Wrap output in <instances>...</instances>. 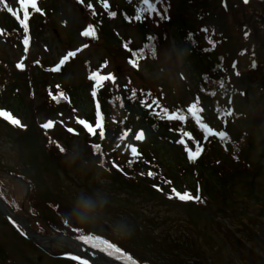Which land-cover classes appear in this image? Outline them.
Here are the masks:
<instances>
[{
	"label": "rangeland",
	"instance_id": "rangeland-1",
	"mask_svg": "<svg viewBox=\"0 0 264 264\" xmlns=\"http://www.w3.org/2000/svg\"><path fill=\"white\" fill-rule=\"evenodd\" d=\"M185 1L186 3L183 0H169V2L148 0L151 5L157 4L158 9H161L163 2L168 8L169 19H172L174 14L187 16L189 5L188 1ZM251 1V5L264 6V0ZM255 1L257 2L255 3ZM8 2L13 11L17 12L18 16L24 20L20 0H8ZM99 3L105 8L103 0H99ZM107 4L108 8L105 9L108 12H116V16L108 20L109 28L113 32L111 45L105 41L102 34L100 36L102 26L94 28L96 33L94 39L82 35L89 24L97 26L99 22L95 16L93 19L89 17L88 12L83 9L81 0H37L40 12L29 7L27 21L36 37L29 46H27L28 43H24L25 39L18 42L13 41L10 35H5L4 38L3 35L0 36V59L9 60L10 65L8 66L12 68L11 70L15 69V65H13L15 63L19 67L22 65L21 70L25 68L26 73L30 72L26 78L33 79V88L32 90L28 89L26 100L34 105L36 103L35 106L40 108L38 117L41 122L49 118L55 119L54 117L57 116H47L50 108L44 107V103L47 104L50 101L49 98L54 96V81L58 84L62 82L67 87L83 88L82 90L86 94L89 88L86 81L87 61L90 63L91 71L102 76L111 75L122 84H127L129 81L133 87H145L156 93H162L165 101L174 107H177L178 103L187 105L196 101L195 97L200 96L201 92L207 89V86L204 88L199 86V75L195 73L193 61L187 57L186 53L177 49L171 38L164 36V34H175L165 27L166 22H163L160 17L162 11L160 14L156 12L153 15L152 22L145 20L147 17L144 16L139 19L140 22L131 23L120 10L122 7L119 0H107ZM214 6L216 8L214 13L217 16L210 17L209 20L214 24H225L223 30L219 31L228 40L224 50L229 52L231 58L236 56L235 63L240 60L239 69L242 76H237L236 80L243 86L241 89L245 91L246 95L245 97L238 95V98L244 100L241 113L243 117L246 116L244 119L246 125L243 126V130L247 138L253 140L254 147L257 144L261 146V150H254V148L247 150V142H241L243 151L245 150L244 157L248 161V163H244V166L250 171L255 170V172L244 175L236 183L228 184L223 189L224 195L218 197L216 194L215 198L210 199L207 197L203 207L194 209L169 202L162 195V197L156 194L150 196L149 192L139 193L126 189L97 171L87 172L86 164L79 161L62 166L61 169L52 170L43 157L36 156L31 159L30 153H23L18 147L24 149L25 152H31L32 150L24 146L28 143L26 141L23 143L21 139L15 143L12 141L13 134L22 131L10 130L2 122H0V166L6 171H9L8 168L14 167V158L12 157L14 152H18L20 158L22 153L25 160L22 166L16 167L17 171L27 172V168L30 167L29 161L35 162L38 173L35 174L32 170H28V173L38 182L41 181L43 193L47 194L48 189V196L51 195V199L62 203L65 210L61 214L63 218H65L72 199L77 194L95 195L99 192L106 196L108 203L103 210L102 223L86 228L109 240L116 241L148 263L264 264V72H262L264 69V55L262 57L264 41L260 40L263 49L258 55L259 71L256 72L248 64L250 54L246 58L241 56V52L237 50L238 47L246 45L249 50L254 43L253 36L247 40L242 37V28L246 23L242 21L240 10H234L233 1L229 2V12H225L219 2H215ZM256 11L263 13V8L260 7ZM51 12L50 18L55 22L62 18L66 19L67 27L40 28L43 24L42 21L49 19ZM263 16L264 13L260 15V19ZM31 17L34 19L33 22L29 21ZM197 18L203 26L208 27L202 18L198 16ZM146 27L155 31L158 37H163L158 45V55L153 56L150 52L139 55L135 59L136 66H133L127 56L130 51L142 44V32ZM227 28H229L228 34L225 33ZM195 35L198 37L196 32ZM261 38L264 40V35ZM82 45H88V47L84 48L83 53L77 56L78 58L76 57L77 59L68 65L60 76L50 73L46 76L42 75L41 67L37 65L38 62H44V66L47 68L54 67L60 56L69 52H77L83 47ZM231 58L227 56L228 64L231 62ZM42 68L44 69V67ZM228 72L233 74L232 71L230 72V67ZM122 89H126V86H123ZM22 91L24 93L26 88H23ZM85 94L78 93V99L81 98V100L79 99L80 109L85 112L80 111V113L87 117L90 104ZM23 106L27 109L26 103H23ZM64 108L72 116L69 118H74L72 108L71 110ZM22 122V127L28 126L30 118H24ZM55 123L49 132L57 136L64 135L59 130L61 125L58 122ZM75 127H77L76 122ZM77 128L73 132L76 138L74 137L72 141L70 139L69 147H66L65 140L61 138H59L60 141L58 140L66 147L67 154L73 160L75 157L77 159L83 157L88 147L84 133ZM18 137L20 138V136ZM39 138L41 144L46 140L42 135ZM248 164L251 166L249 167ZM0 176L9 182L7 184L9 196L13 195V198L20 201L26 193V183L17 177L14 179L5 172H0ZM188 182L189 180H187ZM187 183L186 187L191 188V185ZM201 184L203 186L202 182ZM117 221L125 222L132 229L133 234L130 238L116 239L113 236L111 229ZM34 245L31 240L26 241L19 233L17 234L8 224L6 216L0 214V264H67L46 256L39 246ZM42 246L46 249H59L52 246V243ZM4 253L7 255L6 258ZM142 262L141 260L140 263Z\"/></svg>",
	"mask_w": 264,
	"mask_h": 264
},
{
	"label": "trees",
	"instance_id": "trees-1",
	"mask_svg": "<svg viewBox=\"0 0 264 264\" xmlns=\"http://www.w3.org/2000/svg\"><path fill=\"white\" fill-rule=\"evenodd\" d=\"M89 2H92V0H86V4ZM192 3L194 4L196 10L201 9L206 12L210 11L208 9V0H192ZM2 6L3 2H0V12L2 11L1 19L2 17L4 18L3 24H0V27L6 31L16 30L18 33L22 34V27L20 23L12 16H7L2 10ZM98 15L102 16L99 13ZM42 23L43 28L52 25V27H56L55 25L57 24L52 18L49 20L44 19ZM173 23H175L178 28V36L180 38H184L188 31V23L179 18L174 20ZM102 35L105 41L111 45L110 41L113 32L109 28L106 18H104L102 26ZM255 37L258 39L259 35H255ZM112 45L114 44L112 43ZM190 50L192 51V56L201 65L205 66V70H207L205 74L218 77L220 72L217 68H215L218 63L217 52L205 54L201 49L195 50L192 47H190ZM16 73L14 75V73L12 74V71H9L8 73L4 72L1 76L0 105H3V108L11 109L14 113L22 114L25 118H27L29 112L24 108L19 93V82L23 81L27 84V80L25 81L26 74ZM1 74L2 72L0 75ZM9 89L11 94L7 95ZM15 91L17 93L13 96ZM66 91L67 87L63 86L61 92L65 93ZM74 91L76 92V96L73 95L74 99H72V103H74V106H79L81 98H79L80 100L78 99V92H80L81 95H83V92L81 89H76ZM131 91L128 93H116L115 87L110 86L106 88V91L98 94V100L100 102L104 118L107 120L108 124L107 140L103 142L99 148H96L95 146L87 148L84 156L81 158L77 159V157H75L73 160L70 155L61 152L56 142L52 139L49 141V147L46 142L41 144L39 137H41V135L43 136L45 131L43 129L41 130L37 125L35 117L37 110L33 103H30V112L32 115L28 130L22 131L18 134H13L14 136L12 141L13 143H15L18 139H21L23 143L26 141L28 144H24V146L27 149L32 150L31 152H25V150L21 147L18 148L25 154L30 153L29 157L31 159L36 156L43 157L44 161L52 170L61 169L62 166H68L79 161L86 164L85 169L87 172L99 170L101 173L97 171L98 173H103V175L105 174L104 176L107 175V178L112 180L115 184H120L126 189L138 191L139 193L149 192L150 196H155L154 194H157L161 197L159 191L155 192L151 190L150 185L152 182L150 178H153L156 181V184H158L157 186L160 187V191L167 194L171 193V189L174 187L182 190L185 186L184 181L186 178L190 177V175L194 173H201L203 177L206 176V183H204L205 193L207 196L213 198V196L218 193V190L221 191L220 194H224L225 192L223 189L226 188L228 184L236 183L240 178H243L244 175H250L251 172L248 169L244 168V166L239 163H234L232 160V158L234 159L236 154L239 153L240 143L238 142L247 140V137L243 134L244 121H241L243 117H240L239 115V102L237 103L238 124L234 123L231 119H229L227 123V130L232 136L228 133V136L225 139L219 140L208 137L207 140H205L207 149H205L203 153L205 154L204 157H201V159L197 160L195 163H191V161L187 158V154L184 151L183 146L178 143V139L182 135V131H180L182 128L179 127L175 134L172 130L173 128L169 126L168 122L160 121L157 118L152 117L148 111L139 107V105L137 106L135 102L136 99L131 96ZM141 92L143 93L142 89ZM18 99H20V101H18ZM78 101L80 103H78ZM65 102L68 101L65 97H63L62 102L60 103ZM89 103L91 105L90 113L92 114L94 113V110L91 102ZM68 105L69 107L73 106L71 103H68ZM121 110L123 111V117L114 122V115L119 113ZM209 113L210 115L208 117L210 120L211 116H213V110H210ZM217 121L218 120H215L216 123ZM217 124L220 126L219 123ZM128 127L133 130L136 128H144L148 134V141L146 140L144 143L140 144L141 152L134 161H130L129 163L114 147L117 130L121 131L127 129ZM18 136H20V138ZM54 137L64 139L66 145L69 146L70 140H67L69 138H66L65 135H54ZM95 143H99L100 145L101 142H99L98 138H96ZM250 145L255 148L252 141H250ZM17 153L18 152H14L12 154V157L14 158V167L9 168V171H6V169H3L0 166V172H5L14 179L18 177L25 182L27 186V193L24 194V197L21 198L20 201H12L11 198L13 195L9 196L7 188V184L9 182L0 176V194L4 198H7L15 206L17 211L28 213L32 215L34 219L42 222L45 227V233L43 232V234L55 232L59 228L60 222L55 218V209L53 208V205L58 204V202L55 199H51V195L48 196L49 191L47 188V194L43 193L41 181L38 182L35 177H32L28 173V170H32L35 174L38 173L35 162L29 161V166L33 168L31 169L28 166L29 168H27V172L23 170L17 171L16 167H20L25 163V160L23 159L24 155L22 153L20 154L21 159L19 153ZM119 155L123 159V162L119 163L120 168L122 169L121 173L113 168L111 161V159L115 160ZM241 156L244 158L243 152L240 156H238L239 158L237 162L243 160ZM212 160H214V164H211ZM122 171L128 172L130 179L122 177L121 175L124 174H122ZM149 172H152L154 175L149 176Z\"/></svg>",
	"mask_w": 264,
	"mask_h": 264
},
{
	"label": "snow or ice",
	"instance_id": "snow-or-ice-1",
	"mask_svg": "<svg viewBox=\"0 0 264 264\" xmlns=\"http://www.w3.org/2000/svg\"><path fill=\"white\" fill-rule=\"evenodd\" d=\"M0 2H2V0H0ZM146 2V0H145ZM245 2H247V0H245ZM20 4H21V9L23 10L24 13V20L21 21V23L24 26V31L25 33H27L28 31V25H27V19L29 16V12H28V8L31 7V9H33L36 12H40V8L37 7V0H20ZM103 6L107 9L108 8V4H107V0H103ZM4 7L7 8V10L12 13L14 16H18V13L13 11L12 8H8L7 4H4ZM92 5L89 4V8H91ZM109 16L114 17L116 15V12H109L108 13ZM19 18V17H18ZM137 19H139V17H137ZM204 30V29H202ZM82 35L85 37H91V38H95L96 33L95 30L93 28L92 25H89L88 28L82 32ZM245 35H247V33H245ZM24 43L27 44L28 43V38L27 36L25 37ZM214 47V44H213ZM75 53L74 52H69L67 55H65L60 61L59 63L53 68L51 69L52 71H59L61 66L68 61L69 57L74 56ZM134 56H138L137 52L133 53ZM130 63L133 64V66H136V62L135 61H130ZM235 63V62H234ZM20 67H22V65H20ZM90 79H93L97 82V84H100L102 81L106 80V79H112L114 80V77L111 75L108 76H102L99 75L97 73H93L90 76ZM93 97L96 96V92L93 91L92 92ZM133 95H135V90H133ZM153 103L156 104L158 103V101L153 100ZM199 104V97H197L196 101L193 102L187 109V112L191 115V117L193 119H195L197 122L202 120V117L200 116V113L203 111V109L201 107H198ZM97 108L99 109V104L97 103ZM162 111L165 114V117L168 119H179L180 121H185L186 120V116L184 115H180L179 114V110H177L174 113L169 114L168 113V109L167 108H163ZM97 118L95 121V126L93 124H90L89 122H87L86 120H79V123L81 125H83V127L86 129V131L91 134V135H95L97 132V129H99V134L101 136V138H103L104 135V131H103V124H102V120H101V113L99 111H97ZM0 116H2L3 118L9 120L11 123L15 124V125H20V121L18 119H16L13 115H11L8 111L2 110L0 109ZM205 124V123H200V128L205 132V137L204 139L207 140L208 136H217V131H213V132H208L207 129L205 127H202L201 125ZM53 127V122L52 121H47L42 125V128L44 129H50ZM70 132H72V129H69ZM182 131V136L181 139L178 141V143L183 144L185 147V151L187 153L188 159L190 161H195L196 159H198L200 157V155L203 152V147L202 145L195 141L194 138L191 136V133L187 132V131ZM184 137H187L188 139H192L193 143H194V148H190L187 143L185 142ZM143 138V133H140L137 135V139H142ZM96 148H99V145H95ZM59 150L62 152L63 151V147H60ZM131 151L133 153V155L137 154V149L136 147H132ZM149 176L154 175L152 172L148 173ZM172 193H174L175 197L178 198L181 201H188V200H199L200 196L199 194H197L195 197H193L191 195L190 192L188 191H184V192H180L177 191L175 188H173ZM77 239L82 242L84 245L86 246H90L92 248L98 249L100 251L105 252L106 254L110 255V256H114L116 259H121L123 257L126 256V253H124L122 251V249L120 247H118L115 243L110 242L107 238L102 237L101 235L97 234V235H92V234H88V235H79L77 236ZM72 259H79V257H71ZM127 260L131 262V264H135V261L132 259L131 256H127ZM83 264H87L86 261L83 262Z\"/></svg>",
	"mask_w": 264,
	"mask_h": 264
},
{
	"label": "clouds",
	"instance_id": "clouds-1",
	"mask_svg": "<svg viewBox=\"0 0 264 264\" xmlns=\"http://www.w3.org/2000/svg\"><path fill=\"white\" fill-rule=\"evenodd\" d=\"M108 203L106 196L97 192L95 195L80 193L71 201L65 219L84 227H95L102 223L103 210ZM116 239H127L133 234L132 229L123 221H117L112 226Z\"/></svg>",
	"mask_w": 264,
	"mask_h": 264
},
{
	"label": "water",
	"instance_id": "water-1",
	"mask_svg": "<svg viewBox=\"0 0 264 264\" xmlns=\"http://www.w3.org/2000/svg\"><path fill=\"white\" fill-rule=\"evenodd\" d=\"M0 210H1V212L4 213L5 215H8V216L14 217V219H15L17 222H19L20 224H22V225L24 226V228L26 229V231H27V233L29 234L30 238L36 240V237H37V236H36L35 234H33V233L30 232L27 223H26L22 218H20V217H18V216H13L12 210L9 209V208H6V207L2 204L1 200H0ZM37 238H38V237H37Z\"/></svg>",
	"mask_w": 264,
	"mask_h": 264
}]
</instances>
